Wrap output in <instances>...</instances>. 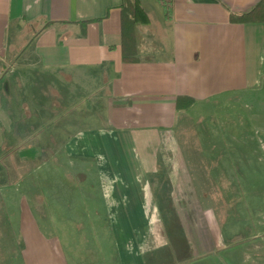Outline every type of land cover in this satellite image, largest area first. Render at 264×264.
I'll return each mask as SVG.
<instances>
[{
  "label": "crops",
  "instance_id": "crops-1",
  "mask_svg": "<svg viewBox=\"0 0 264 264\" xmlns=\"http://www.w3.org/2000/svg\"><path fill=\"white\" fill-rule=\"evenodd\" d=\"M121 1L0 0V196H15L5 208L23 264H69L49 236L65 214L67 165L86 208L76 224L93 216L112 235L114 254L92 264H145L164 137L196 104L264 89V21L229 20L260 0H166L170 18L163 0H138L149 21L136 25V61L122 58ZM179 96L193 102L177 109ZM185 167L168 181L192 197Z\"/></svg>",
  "mask_w": 264,
  "mask_h": 264
},
{
  "label": "rangeland",
  "instance_id": "rangeland-1",
  "mask_svg": "<svg viewBox=\"0 0 264 264\" xmlns=\"http://www.w3.org/2000/svg\"><path fill=\"white\" fill-rule=\"evenodd\" d=\"M192 113L164 137L157 156L162 191L155 230L140 234L145 264H264V89L196 104ZM186 163L193 198L173 194L168 181L185 174ZM66 168L65 214L51 217L49 236L58 237L69 264H92L114 254L112 235L95 231L93 216L76 224L74 213L86 208ZM12 197L0 196V264H23L22 234L5 208Z\"/></svg>",
  "mask_w": 264,
  "mask_h": 264
},
{
  "label": "trees",
  "instance_id": "trees-1",
  "mask_svg": "<svg viewBox=\"0 0 264 264\" xmlns=\"http://www.w3.org/2000/svg\"><path fill=\"white\" fill-rule=\"evenodd\" d=\"M165 17L170 18L171 6L168 1H161ZM121 10V53L124 61H136L141 47V35L137 31L138 23H148V17L142 10L138 0H122ZM229 20L235 23L264 21V0L258 3L248 12L243 14H230ZM81 24V23H80ZM193 100L179 96L176 99L177 109H186Z\"/></svg>",
  "mask_w": 264,
  "mask_h": 264
}]
</instances>
